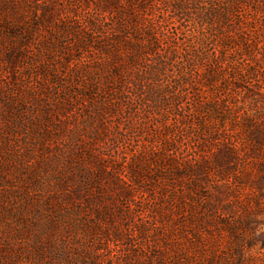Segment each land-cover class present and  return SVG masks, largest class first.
Returning <instances> with one entry per match:
<instances>
[{"label": "rangeland", "instance_id": "374dc122", "mask_svg": "<svg viewBox=\"0 0 264 264\" xmlns=\"http://www.w3.org/2000/svg\"><path fill=\"white\" fill-rule=\"evenodd\" d=\"M232 1L0 0V264H264V0Z\"/></svg>", "mask_w": 264, "mask_h": 264}, {"label": "trees", "instance_id": "16d2710c", "mask_svg": "<svg viewBox=\"0 0 264 264\" xmlns=\"http://www.w3.org/2000/svg\"><path fill=\"white\" fill-rule=\"evenodd\" d=\"M226 1H227V7H228V8H226V10H227L226 13L229 14V15L230 14L232 15L235 12V9L231 11V10H229V8H231L232 6H235L234 5L235 3L232 0H226ZM176 7L179 10L182 9L180 5L179 6L176 5ZM228 38L229 37H226V40ZM122 68L123 67L119 66L117 71H116V72H118L119 78L117 79V81H115V84H123V80L126 79V78H124L123 74L128 72V67L126 66L125 68H123L124 69L123 71H122ZM126 80H128V79H126Z\"/></svg>", "mask_w": 264, "mask_h": 264}]
</instances>
